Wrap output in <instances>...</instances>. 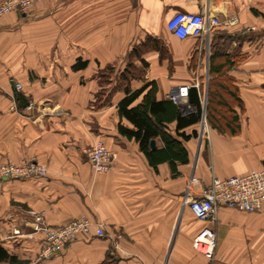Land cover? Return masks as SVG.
Here are the masks:
<instances>
[{
  "label": "crops",
  "instance_id": "obj_1",
  "mask_svg": "<svg viewBox=\"0 0 264 264\" xmlns=\"http://www.w3.org/2000/svg\"><path fill=\"white\" fill-rule=\"evenodd\" d=\"M177 12L236 21L178 38L168 28ZM148 36L161 38L168 53L143 54L148 66L132 79V90L155 81L156 99L167 100L173 86L191 84L200 99L199 119L178 129L187 137L178 134L176 120L165 127L188 156L176 161V171L169 161L150 163L139 141L121 133L120 124L134 128L118 110L126 93L108 94L132 46ZM213 60L230 63L217 71ZM79 61L87 64L77 68ZM107 64L115 66L109 86L99 76ZM103 88L107 94L98 96ZM17 92L27 105L19 106ZM213 93L234 94L229 116L216 122L208 117ZM175 103L184 114L195 111L189 97ZM153 140L151 149L164 146L160 136ZM97 141L117 153L107 172H94L87 156ZM22 160L38 162L47 174L0 178V246L19 261L0 264L38 257L43 234L33 229L37 212L51 226L85 215L104 224V235L79 234L35 264H207L192 244L205 223L183 201L184 189L196 176L190 189L198 196L213 175L264 167V0H43L27 13L5 14L0 164ZM212 226V264H264V202L257 211L223 206Z\"/></svg>",
  "mask_w": 264,
  "mask_h": 264
},
{
  "label": "built area",
  "instance_id": "obj_2",
  "mask_svg": "<svg viewBox=\"0 0 264 264\" xmlns=\"http://www.w3.org/2000/svg\"><path fill=\"white\" fill-rule=\"evenodd\" d=\"M42 1L2 0L0 18L12 11L27 13ZM235 21L231 18L223 22L218 16L204 12H177L168 21V28L178 38H185L189 35L199 36L207 28ZM15 87L20 90L21 84L16 83ZM190 87L191 84L173 86L168 92V97L177 103L184 102L188 99ZM29 105L31 106V103ZM87 156L94 172L103 173L111 169L117 153L107 148L102 141H97L87 150ZM46 174V167L33 160L0 164V178L45 177ZM197 181L198 178L193 176L190 184L184 189L183 201L188 204L193 215L205 223L195 234L192 244L195 250L206 257L207 264H212L217 247V234L212 224L218 220L220 209L228 206L245 211L260 210L264 202V167L226 178L213 175L203 193L195 196L190 185ZM32 223L34 231L43 234V246L36 259L23 264H35L39 259L50 258L79 234L104 235V224L94 222L85 215L61 226H51L47 224L43 212H37Z\"/></svg>",
  "mask_w": 264,
  "mask_h": 264
},
{
  "label": "trees",
  "instance_id": "obj_3",
  "mask_svg": "<svg viewBox=\"0 0 264 264\" xmlns=\"http://www.w3.org/2000/svg\"><path fill=\"white\" fill-rule=\"evenodd\" d=\"M149 50H158L163 54L168 53V48L165 42L158 37L148 36L140 42L132 46L127 54V57L135 56L141 57V54ZM212 67L220 71L225 68L230 62H212ZM87 61H79L75 64V67H84ZM129 65V64H127ZM115 69L112 64H107L99 70V76L102 84L110 83V69ZM115 72V70H114ZM113 72V73H114ZM137 75H141L135 72H131L130 66H126L122 71L117 74L116 83L112 86V90H108L110 95L116 89H122L126 95L119 101L118 110L121 116L129 119L134 128L119 125L121 133L129 138H135L139 141L141 148L145 151L150 163L156 165L159 162L169 161L172 168L176 171V161L186 162L188 156L180 140L173 137L166 129L167 123L176 120L177 132L178 129L183 128L189 124L196 122L201 116V104L198 92L196 88H191L189 91V102L195 107V111L190 114H184L180 107L172 99L157 100L156 91L157 84L152 81L142 88L132 90L131 81L132 79L138 78ZM148 85H151L147 92L144 94L141 103L131 106V103L135 101L139 95H141ZM106 89L98 92V96L105 95ZM234 97L233 93L227 94H216L213 93L212 105L208 110V117L212 118V121L216 122L219 114L216 105L223 106L227 111L230 108V98ZM16 100L20 107L27 105L28 100L20 93H16ZM183 137H187L184 132H178ZM160 136L164 142V146L157 149H151L150 145L152 140ZM9 259L12 262H19L18 259L9 255L6 250L0 246V260Z\"/></svg>",
  "mask_w": 264,
  "mask_h": 264
},
{
  "label": "rangeland",
  "instance_id": "obj_4",
  "mask_svg": "<svg viewBox=\"0 0 264 264\" xmlns=\"http://www.w3.org/2000/svg\"><path fill=\"white\" fill-rule=\"evenodd\" d=\"M144 53H146V52H144ZM144 53L141 54V57H138V55H137V57H135V56L126 57L125 61L122 64L123 69L126 66H128V67L130 66L131 72H135V73H138V74L143 75L145 73V69L148 66V63L144 59L143 60L142 59L140 60V58H142V56H143ZM127 64H129V65H127ZM114 70L115 69H113V68L110 69V76L108 78L113 77L112 75H113ZM138 76L139 75H137V77ZM116 79H117V74H116V77H114V81H113L114 83H116L115 82ZM114 83L111 86H114ZM105 85L109 86V83H105ZM217 108H218V112H219L220 115H222V116H229V112H227V110H225L223 107L217 105Z\"/></svg>",
  "mask_w": 264,
  "mask_h": 264
},
{
  "label": "water",
  "instance_id": "obj_5",
  "mask_svg": "<svg viewBox=\"0 0 264 264\" xmlns=\"http://www.w3.org/2000/svg\"><path fill=\"white\" fill-rule=\"evenodd\" d=\"M151 145L154 147L155 146V140H152Z\"/></svg>",
  "mask_w": 264,
  "mask_h": 264
}]
</instances>
